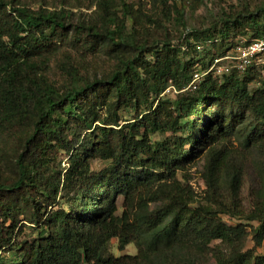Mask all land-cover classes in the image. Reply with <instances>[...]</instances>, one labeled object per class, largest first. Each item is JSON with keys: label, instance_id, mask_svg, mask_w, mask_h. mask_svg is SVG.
Masks as SVG:
<instances>
[{"label": "trees", "instance_id": "obj_1", "mask_svg": "<svg viewBox=\"0 0 264 264\" xmlns=\"http://www.w3.org/2000/svg\"><path fill=\"white\" fill-rule=\"evenodd\" d=\"M84 1L0 0V264H264V68L187 89L238 39L264 36V6L141 44L131 32L149 16ZM98 52L103 73L79 81ZM195 158L202 195L185 173ZM113 239L136 253L113 254Z\"/></svg>", "mask_w": 264, "mask_h": 264}, {"label": "rangeland", "instance_id": "obj_2", "mask_svg": "<svg viewBox=\"0 0 264 264\" xmlns=\"http://www.w3.org/2000/svg\"><path fill=\"white\" fill-rule=\"evenodd\" d=\"M84 2L88 4L87 0ZM126 3L131 5L130 9L132 13H136L141 19L146 20V17L149 16L155 21L154 23H149L148 26H136L137 29L133 28L131 34L141 44H151L155 39L163 38L164 36H169L171 39H178L185 31L207 28L217 22L224 11L229 12L240 8L264 6V0H126ZM111 7L110 10L115 11L119 15L121 14L122 6L120 5V0H113ZM140 8L141 11H139ZM95 10L96 5L73 8V12L75 13L74 20H91L96 16ZM198 55L199 53L190 52V56H195L197 59L199 58ZM108 58L104 52H98L85 57L83 60V68L76 69L78 80L81 81L85 78L92 79L95 75H101ZM256 85L258 83H253L251 86ZM172 93H168V95L172 97ZM120 116L122 120H126L131 118L132 112L125 110L120 113ZM4 151L5 148L0 143V155L8 157L9 154H3ZM65 161L66 159L63 160V165H65ZM103 165L104 162L96 159L93 162V170L98 171ZM202 169V158H195L187 165L185 170L190 183L200 195L206 189ZM182 175L180 173L181 178ZM223 219L231 225L246 223L243 219L233 218L227 215H224ZM251 225L256 226L257 223L252 222ZM253 245V241L249 240L247 248H251ZM136 251L134 245H129L120 251L117 247V239H113L111 242L110 252L115 255L135 254ZM257 253L264 254V244L257 248Z\"/></svg>", "mask_w": 264, "mask_h": 264}, {"label": "built area", "instance_id": "obj_3", "mask_svg": "<svg viewBox=\"0 0 264 264\" xmlns=\"http://www.w3.org/2000/svg\"><path fill=\"white\" fill-rule=\"evenodd\" d=\"M189 42L199 50L203 51V46L194 38H189ZM252 66H261L264 68V36L247 42L246 39H238L234 48L223 56H217L205 71H196L187 89L194 90L206 74L213 73L220 75L229 73L232 70L245 72ZM173 90L169 86L166 92Z\"/></svg>", "mask_w": 264, "mask_h": 264}]
</instances>
